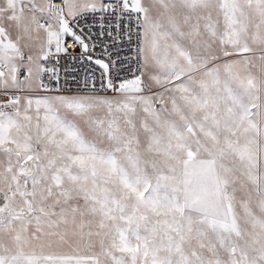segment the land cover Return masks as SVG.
Wrapping results in <instances>:
<instances>
[{
	"label": "snow or ice",
	"instance_id": "1",
	"mask_svg": "<svg viewBox=\"0 0 264 264\" xmlns=\"http://www.w3.org/2000/svg\"><path fill=\"white\" fill-rule=\"evenodd\" d=\"M0 264H264V0H0Z\"/></svg>",
	"mask_w": 264,
	"mask_h": 264
}]
</instances>
